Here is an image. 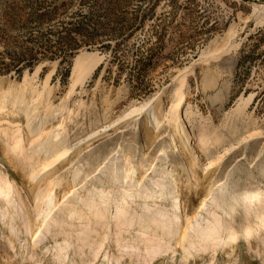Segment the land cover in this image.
Segmentation results:
<instances>
[{
  "label": "rangeland",
  "instance_id": "obj_1",
  "mask_svg": "<svg viewBox=\"0 0 264 264\" xmlns=\"http://www.w3.org/2000/svg\"><path fill=\"white\" fill-rule=\"evenodd\" d=\"M27 1L0 0V28L29 11ZM39 1L60 5L70 0ZM115 1L122 6L117 14L123 12L131 19L130 34L123 41L107 40L110 49L81 47L63 63L60 58L44 59L21 76L14 71L0 75V187L13 186V201L30 194L27 173L38 154L46 152L43 144L32 157L20 154L11 142L13 134H5L4 124H22L25 130L20 135L30 151L41 130L31 133L27 124L44 121L47 130L64 122L66 131L51 140H62L70 148L54 164L62 183L56 181L54 190L60 206L71 198H86V204L76 207L88 216L82 221L79 214L69 216L57 208L54 221L46 222L41 234L32 238V230L25 227L27 214L17 219L7 216L10 204L0 195V264H264V1ZM79 3L73 0L63 19L72 16ZM4 50L0 45V59L10 61ZM80 56L86 66L99 60L100 65L71 91ZM49 76V86H44ZM179 88L185 94L179 125L189 135L198 172L203 175L205 167L213 166L203 186L187 187L193 156L180 149L171 131L173 124L167 121L166 132L153 143L144 137L149 104L154 103L164 119L179 98L175 95ZM34 90L44 96L38 97ZM19 98L18 108L13 109ZM33 103L40 111L31 114L29 122L25 108ZM135 109L139 111L132 112ZM204 130L207 138L201 135ZM128 155L136 172L123 183L120 177L127 170L123 165ZM79 172L89 176L84 182H73ZM75 184V193L64 195L63 188ZM94 186L109 193L90 190ZM200 187L211 193L202 207L204 196L195 195ZM255 190L262 192L252 196ZM126 191L137 195L130 205L136 217L131 225L123 223L122 216L111 217L120 203L105 198L107 194L119 198ZM152 193L157 199H144ZM186 193L195 199L185 210ZM94 201L106 202L105 214L111 219L103 218L102 223L92 215L88 205ZM160 206L167 209L157 210L164 214L161 219L172 223L163 226L142 220L141 215L156 216L154 210ZM31 209L35 214L36 208ZM187 214L194 217L187 238L182 239ZM253 223L260 228L247 231ZM167 229L170 233L164 235ZM82 233L84 242L77 240Z\"/></svg>",
  "mask_w": 264,
  "mask_h": 264
},
{
  "label": "bare ground",
  "instance_id": "obj_2",
  "mask_svg": "<svg viewBox=\"0 0 264 264\" xmlns=\"http://www.w3.org/2000/svg\"><path fill=\"white\" fill-rule=\"evenodd\" d=\"M261 7L264 10V3L261 5ZM86 54H91V52H86ZM82 59H83V56H80L76 60V64H75V67H74V70H73V83L71 85V91L75 90L74 89L75 88V85L78 82H82L86 78L87 75H89L90 73L94 72L98 68V66L100 65V62H99L100 60H99V61H96V62H94L93 64H91L89 66H86L85 65L86 63ZM50 77L51 76H49V77H47L45 79V81H44L45 85L44 86H49ZM184 82L185 81L182 80V83H184ZM35 93L37 94L38 97L44 96V93L43 92L41 93L38 90H36ZM175 95L177 97H179V98H177V100L173 103V106H172V108L170 110L171 111L170 114H166V116H165L164 119H163V117L162 118L159 117V115H158V113L156 111V106L154 105V103H150L149 104L148 109H147V113H146L147 114V118H146V120H145V122L143 124L144 137H146V139H145L146 141L149 140L151 143H153L152 140L155 141L156 138L159 137L163 132H166V129L167 128H165V123H167V121H169L170 124H173L174 127L172 126L173 128L171 129V131H173V137H175L180 142V147H181L180 149H183L185 151V153L188 152V153H190L191 156H193L189 160L190 161V164H191L190 169H189L190 172H191V176L187 180V187L190 188V187H194V186H196V187L197 186H201V185L203 186V184L204 183H207V180L212 176L213 170H211L210 168H212L213 166H212V163H211L210 165H208L207 167H205V170L206 171H205V173L203 175L200 172H198L197 167H198V164L199 163L197 162V157L195 156V154L192 151V148L190 147L189 135L185 132L184 128L179 125V121L181 119V115H180L179 110H180V108L183 105V102H184L183 100H184V97H185L184 95L185 94H184L183 90L181 88H179V89H177L175 91ZM155 100H157V99H155ZM1 101H2V98H1ZM18 103H20V98L14 103L13 109H17L18 108ZM37 104H34L33 103L30 106H27L26 107L27 109L25 108V112L27 114L26 115V118H27V120L29 122L32 121V119H33L32 118L33 116L31 114H35L39 110V107L40 106H38ZM146 106H147V104L144 105L143 107H146ZM50 108H51V104L49 102L47 104V106H46V109L49 110ZM134 111H139V109H135L132 112H134ZM4 126H5L4 127L5 128V131H4L5 134H7V135H9L8 133L13 134L14 137H13V141H11V142L14 144V146L16 147V149L19 150L20 154H22L24 156L27 155L28 157H32V155H35L38 151H40L42 148H44L43 147L44 146L43 144L46 145V148H44V149H46L45 150L46 151L45 154L44 155L43 154L42 155L38 154V157L35 159V161H33V164H32L33 166H31L33 168H31L30 173H27L28 174V178H29V182L31 183V189H29V191H28L30 194H27V193H26V195H23L22 194L19 197V201H16V200L13 201V199L11 200V198H10V193L13 192V186L7 183V186L0 187V195L2 197H4V199H6V201L10 204V205H8L7 212L5 211L6 214H7V216H9L12 219H17L20 216H23V215L27 214V216H26V218H25L24 221H29V222L25 224V227L28 230L30 229V231L32 230L31 231V237L32 238H33V236L35 234H36V236L37 235L39 236L41 234V232L44 230V228L47 227V225H46V227H44L45 224H46V222H49V221L50 222L51 221L53 222L54 221V219L56 218V214H55L56 212H55V210L57 208L65 211V212H67L69 214V216H73L74 214H79L80 219L82 221L83 220H86L88 216H86L84 214L85 213L84 210L82 209L80 211L79 208L76 207V205L78 206V204H81V203L86 204L87 203V199L86 198H84V197H81L80 198V196H78V197H76V199L74 198L75 201H73V199L71 198V199H68L67 202H65V204L63 206H60L61 199L58 200V198H57L58 194H57L56 190H54V187H56L57 184H58L56 181H59L61 183L60 177L59 178L56 177V169H57V166L58 165H54V164H56L66 154H68V152L70 151V148L67 147V145L65 144V142L62 141V140L61 141H55V142H53L51 140H54V139L60 137L66 131L67 126L64 124V122L63 123H59V125H57L55 127H52L51 129H47V130L43 129L45 127V122L44 121L32 122L31 124H27L26 127L29 130V132L34 131L35 129L36 130L37 129H40L41 130V132H39V131L37 132L40 135V136L38 135L39 138L36 137V138H34L36 140H32L33 143L31 142V144H34V145L32 146V148H31L30 151L27 148H25V146L23 144V136L20 135V133H22L23 130H25L21 123L8 121V122H6V124H4ZM155 133H157V134H155ZM201 135L204 138H207L208 137L207 134H206V130H204L203 132H201ZM176 147L177 146H175V148ZM79 149H81V148H79ZM82 150H83V148H82ZM77 154H78V152H77ZM131 159H132V156H130V155L126 156V162H125V164L123 166H126L127 170L120 177V181H122L123 183L124 182H127L130 178L131 179L134 178L133 176L135 175V172L136 171H132V169L133 168L135 169V167H134V163L132 162ZM27 160H28V162L29 161H32V159L31 160L27 159ZM24 162H26V161H24ZM218 163H219V161H218ZM53 170H55V171H53ZM88 176H89V174L83 175V174H80V172H79L78 174H76L73 177V182L74 181H78L79 179H80L79 180L80 183L81 182H84V180ZM1 177L2 176H0V179H1ZM174 178H176V177H174ZM77 186H78V184H75L73 186H69V187L63 188V190L65 191L64 192V195H67V196H70L71 194L73 195L75 193V189H76ZM178 187L179 188H182L181 186H178ZM207 187L206 188L205 187H200L198 190L196 189V191H195V195H200L202 197L204 196V199L201 200V202L199 201L201 203V207L206 202V199L211 194L210 193V189H208ZM90 190H92V191H98V194H106L107 192L109 193V190H107V189H106L107 191L105 189L100 190L97 186L92 187ZM190 190H192V189H190ZM260 192H262V191L255 190V191H253V195L252 196H255L256 194H259ZM187 196H188V193H186L184 195V200H183L184 201L183 202V207H184L185 210H186L188 204L192 200L195 199L194 198V195H191L190 197H187ZM153 197H155V199H157L158 195L153 194V193L152 194H147L144 199L153 198ZM77 198H78V200H77ZM105 198H107L108 201H111L112 202L113 200H115V201H117V202L120 203L119 204V207L116 208V212L115 213H114V211H113V213L110 212V215H111L112 218H113V216L114 217H117V216L120 217V216H122L123 219L121 217L120 218H121V220H123V223L130 224V225H131V222L132 221L134 222V220H136V219H134V218H136L134 216L135 213L134 212L131 213L132 211H134L133 210L134 207L132 208L130 206L131 203L134 200H136V198H137V195L134 192H132V191H126V192L122 193L119 196V198H111V197H109V194H107V195H105ZM106 207H107V204L104 201L102 203H96L94 201L92 204L88 205V209L92 213V215L94 217L98 218V219H102L101 220L102 223H104L103 222L104 221L103 218H109L110 217V215H109V217H107L108 215L106 216V214H105ZM129 207H131V208H129ZM160 207L159 208L156 207V209L154 211L157 212L158 209H161V211H166L167 210L165 207H163V208L162 207L160 208ZM178 207L179 206L176 205V208L177 209H178ZM31 208H33V209L36 208V213H35L36 215L35 214H32V211H30ZM110 211H112V210H110ZM135 211H136V209H135ZM136 212H138V211H136ZM53 213H54V215L51 216ZM107 214H109V213L107 212ZM61 215H62V212H61ZM4 216H6V215H4ZM111 217H110V219H111ZM141 217L144 218L142 220H145V221L146 220H149V222L150 221L151 222H154V223L156 222V224H158L159 222H162L163 226L166 225L167 223L170 224L173 221V220L168 221L165 218L161 219V217H164V214L162 212H160V211L157 212L156 216L150 217L149 215H141ZM187 217L189 218L188 221L186 222L185 225L184 224L182 225L183 228H184V234L182 236V239L187 238V236H188L187 233L189 232L188 229L192 225V218L194 217V215H188L187 214ZM166 220L168 222H166ZM57 221H58V219H57ZM95 221H97V220L95 219ZM109 222H108V224H110ZM16 223H17V221H16ZM143 223H145V222H143ZM17 224H19V223H17ZM118 224L120 225V222ZM161 225L159 224L160 227H161ZM126 226H129V225H126ZM259 226L260 225H256V224L254 225V223H253V225H248L247 226V231L253 232L255 229H258ZM142 227H143V225H142ZM145 229H146V227H145ZM80 232H82V231H80ZM80 232H79V234H80ZM154 233H155V231H154ZM169 233H170V230L167 229L163 234L164 235L165 234L167 235ZM84 236L85 235L82 233L81 235H79V237H78L77 240L80 241V242L81 241H83V242L86 241L87 239L85 240ZM149 236H151V235H149ZM153 236L155 238H157V237H160L161 235L160 234H154ZM117 237H119V236L117 235ZM237 237L238 236H236V239H237ZM119 239H117L116 243L118 242ZM232 239H234V238H232ZM160 241H161V239H160ZM181 241H183V240H181ZM112 242H114V241H112ZM183 243H184V241L182 243H179V244H181V246H183ZM100 245L102 246V244H100ZM59 250L61 251L62 248L58 249V251ZM156 252L157 253H155V254H158L159 251H156ZM188 254H189V252H188ZM106 255H108L107 252H106ZM6 256H8V255H6ZM8 262H9V260H8Z\"/></svg>",
  "mask_w": 264,
  "mask_h": 264
},
{
  "label": "trees",
  "instance_id": "obj_3",
  "mask_svg": "<svg viewBox=\"0 0 264 264\" xmlns=\"http://www.w3.org/2000/svg\"><path fill=\"white\" fill-rule=\"evenodd\" d=\"M72 2L51 5L28 0L25 7L29 11L13 19V23L11 18L6 21V27L0 28V45H4L3 55L10 61L0 59V75L14 71L21 76L25 69H32L44 59L60 58L63 63L81 47L110 49L111 40L123 41L129 36L131 19L123 12L117 14L120 2L80 0L78 10L63 19ZM11 30H15L13 35Z\"/></svg>",
  "mask_w": 264,
  "mask_h": 264
},
{
  "label": "water",
  "instance_id": "obj_4",
  "mask_svg": "<svg viewBox=\"0 0 264 264\" xmlns=\"http://www.w3.org/2000/svg\"><path fill=\"white\" fill-rule=\"evenodd\" d=\"M264 1V0H263Z\"/></svg>",
  "mask_w": 264,
  "mask_h": 264
}]
</instances>
